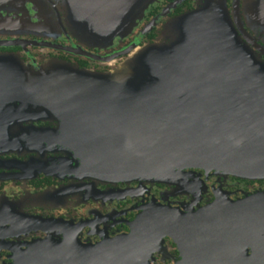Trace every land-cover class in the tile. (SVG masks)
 Returning <instances> with one entry per match:
<instances>
[{
    "label": "water",
    "instance_id": "water-1",
    "mask_svg": "<svg viewBox=\"0 0 264 264\" xmlns=\"http://www.w3.org/2000/svg\"><path fill=\"white\" fill-rule=\"evenodd\" d=\"M233 4L228 12L224 0H203L165 25L160 40L130 47L108 72L3 59L2 131L15 135L21 121L54 117L51 131L85 157L88 170L121 178L169 181L184 168L264 178V40L246 38ZM247 11L249 28L264 31V5ZM188 210L151 206L138 219H147L143 228L163 229L188 219L182 227L246 237L253 251L264 250V190L235 200L216 194Z\"/></svg>",
    "mask_w": 264,
    "mask_h": 264
},
{
    "label": "flooded vegetation",
    "instance_id": "flooded-vegetation-1",
    "mask_svg": "<svg viewBox=\"0 0 264 264\" xmlns=\"http://www.w3.org/2000/svg\"><path fill=\"white\" fill-rule=\"evenodd\" d=\"M233 2L246 38L261 44L264 31L249 28L247 9L264 0H224L228 12ZM202 3L0 0V91L7 57L29 66L59 61L108 72L130 47L160 40L165 25ZM6 120L0 98V264H264V250L253 251L246 237L221 239L198 227H182L188 219L170 221L175 227L165 229L143 228L147 219H138L151 206L175 208L180 215L210 203L216 194L235 200L264 190V179L198 168H184L169 181L93 172L85 157L54 134V117L21 121L15 135L2 131Z\"/></svg>",
    "mask_w": 264,
    "mask_h": 264
},
{
    "label": "trees",
    "instance_id": "trees-1",
    "mask_svg": "<svg viewBox=\"0 0 264 264\" xmlns=\"http://www.w3.org/2000/svg\"><path fill=\"white\" fill-rule=\"evenodd\" d=\"M221 176H223V175H221ZM235 178H240V177H235ZM240 179H244V180H263L264 178H240Z\"/></svg>",
    "mask_w": 264,
    "mask_h": 264
},
{
    "label": "bare ground",
    "instance_id": "bare-ground-1",
    "mask_svg": "<svg viewBox=\"0 0 264 264\" xmlns=\"http://www.w3.org/2000/svg\"><path fill=\"white\" fill-rule=\"evenodd\" d=\"M211 214H212V212H210V211L206 213V215H208V216L211 215Z\"/></svg>",
    "mask_w": 264,
    "mask_h": 264
},
{
    "label": "rangeland",
    "instance_id": "rangeland-1",
    "mask_svg": "<svg viewBox=\"0 0 264 264\" xmlns=\"http://www.w3.org/2000/svg\"><path fill=\"white\" fill-rule=\"evenodd\" d=\"M115 67V66H114ZM0 95H1V93H0Z\"/></svg>",
    "mask_w": 264,
    "mask_h": 264
}]
</instances>
